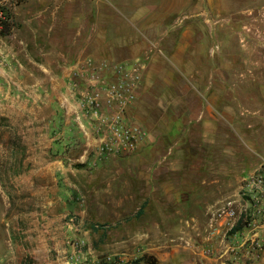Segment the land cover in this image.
I'll use <instances>...</instances> for the list:
<instances>
[{
    "label": "rangeland",
    "instance_id": "rangeland-1",
    "mask_svg": "<svg viewBox=\"0 0 264 264\" xmlns=\"http://www.w3.org/2000/svg\"><path fill=\"white\" fill-rule=\"evenodd\" d=\"M111 6L113 23L121 28L119 39L126 42L109 49L124 58L111 59L138 61L145 71L153 54L164 59L165 63H153L160 77L155 76L143 103L131 112L150 135L157 136L158 144L146 157L135 158L139 151L93 165L96 148L83 138L70 142L64 133L70 129L65 118L75 119L74 110L62 109L53 96L45 114L58 107L61 122L44 121V127L33 117L40 115L45 93L1 80L0 264H33L32 249L45 247L52 254L64 242L73 251L69 263L80 255L74 264L108 256L117 261L137 259V264H234L201 252L208 245L218 250L219 241L208 239L212 213L237 197L251 163L264 160V136L256 138L261 146L245 150L242 139L248 136L228 138L224 149L219 144L209 148L198 138L187 140V78L180 69L192 58L205 72L199 77L204 84L210 80L226 84L230 79L226 72L215 78L208 74L229 68L240 71L234 77L240 85L251 79L257 89L263 86L264 0H111ZM141 6L156 8L139 19ZM118 10L133 21H124ZM10 16V31L0 33V67L23 86L33 78L25 74L29 62L10 56L9 72L8 61L1 56L20 31L13 13ZM24 36L28 38L25 31ZM133 52L140 57L128 59ZM87 57L92 56L83 58ZM169 60H175L179 69ZM247 70L253 73L245 77ZM243 103L260 108L256 119L264 124V100L246 96ZM72 122L74 132H81ZM226 146L239 154L227 155ZM60 163L75 171H62ZM144 204V215L135 218ZM64 225L70 231L60 235L56 229ZM75 241L83 243L81 248L72 247Z\"/></svg>",
    "mask_w": 264,
    "mask_h": 264
},
{
    "label": "crops",
    "instance_id": "crops-1",
    "mask_svg": "<svg viewBox=\"0 0 264 264\" xmlns=\"http://www.w3.org/2000/svg\"><path fill=\"white\" fill-rule=\"evenodd\" d=\"M8 7L11 10V15L13 13L17 26L20 27V31L19 34L12 36L15 40L8 42L6 47L2 49L1 56L3 55L8 61L5 66H7L9 72L12 70L9 63L10 56L28 61L29 64L26 66L28 69L25 70V74L27 72V75L33 78L22 86L15 79L6 77L5 68L0 67V81L5 79L9 84L11 81L14 87L17 86L21 90L29 89L30 92L39 91L45 93L41 101V107L39 106L40 115L33 117L36 122H40L44 127L46 121L48 124H51L53 120L61 122L62 112L58 107L50 115L45 114L53 105V100L51 99L53 96L62 109H76L74 100L70 96L67 78L70 69L77 60L86 56H92L95 60H110L113 58L111 56L120 59L124 58L114 54L113 51L112 53L109 51L116 44L126 43L119 39L121 37V28H118L116 23H113L111 0H11V2L8 0ZM141 8L142 10L138 12L139 19L154 11L156 7L141 6ZM118 13L119 16L121 15L124 18V21L129 23L133 21L127 18L120 10H118ZM115 21H119L118 16H116ZM24 31L27 32L28 38L24 36ZM145 39L151 44L154 43L152 38L150 40L145 37ZM134 41V39L130 40V44ZM184 46L187 47V42L184 43ZM183 49L185 51V48ZM209 56L205 54V57H208V61H211ZM138 57H140L139 52H133L127 56L131 60H135ZM156 61L165 63L164 59L162 60L157 56V53L153 54L152 62L144 73L143 88L138 98V100H141L139 102L137 100L138 105L135 103L136 107L143 103L146 93L153 85L155 76L160 77L155 73L157 70L153 66ZM186 61V65L180 69L185 78H187L186 139L193 141L198 138L199 141L208 142L206 145L209 148L219 147V144L224 149L222 146L223 142L228 138L232 136H248L246 140L242 139V141L244 140V150L245 148L261 146V142L256 139L257 136H264V124L257 122L258 118L256 119V113L260 112V108L257 109V107L245 105L243 100H245L246 96L254 98L257 95L264 100V85L257 89V85L251 79L244 81L240 85L237 80H234V77H237L240 71L229 68L226 71L215 69L211 71V74H208V77L215 78L220 73L223 76V72H226L227 77L230 78L229 81L226 80L227 83L222 80L226 84L222 83L221 85L215 80H210L207 84H204L202 80H199V77L205 75L203 68L197 67L195 60L192 58L186 59ZM63 62L73 63L68 65V63ZM170 62L175 69H179L175 60ZM14 69L17 70V68ZM243 73L245 77H248L251 72L249 73V70H247L246 72L243 71ZM8 91L10 92L11 89L9 88ZM171 93L170 96H172ZM172 97L175 99L176 94ZM133 108L130 111V115ZM65 121L70 125L68 132H64L69 136L70 142L83 138L86 139V145L96 148V136L93 138L86 136L79 130L74 132V127L72 126L75 125L72 121L76 122L74 118L72 120L71 118H65ZM156 138L157 136H152L151 134L148 142L137 151H140V153L135 158L146 157L147 154L153 152V147L158 144ZM262 142L264 145V139ZM226 148L229 150L226 152L227 155L235 156L239 154L232 148L228 149V146ZM81 159L86 160L87 158L82 156ZM262 160L259 159L257 162L251 163L250 167H252V170L250 172ZM60 164L62 171H71L72 173L75 171L74 168H65L62 163ZM226 172V169L223 170V173ZM203 183L206 182L204 181ZM63 228L65 232H63ZM56 230L61 231L60 235L63 233L67 235L70 228L64 225ZM52 234L56 233L52 232ZM55 252L49 254L45 247H42V249L37 248L36 250L32 249L30 257L35 261L33 264H70L69 261L73 251L65 242ZM101 260L98 259L97 262L95 260L90 264H101Z\"/></svg>",
    "mask_w": 264,
    "mask_h": 264
},
{
    "label": "built area",
    "instance_id": "built-area-1",
    "mask_svg": "<svg viewBox=\"0 0 264 264\" xmlns=\"http://www.w3.org/2000/svg\"><path fill=\"white\" fill-rule=\"evenodd\" d=\"M8 0H0V33L10 24ZM144 67L138 61L78 60L70 69L68 88L76 109L73 114L85 135L97 137L93 165L136 153L150 139V132L130 115L142 91ZM69 223L74 225V219ZM209 240H217L218 250L208 245L203 256L234 264L264 262V160L241 180L237 197L212 213ZM74 242L72 247L81 248ZM70 264L78 262L75 254ZM101 264H137L136 260L112 256Z\"/></svg>",
    "mask_w": 264,
    "mask_h": 264
},
{
    "label": "trees",
    "instance_id": "trees-1",
    "mask_svg": "<svg viewBox=\"0 0 264 264\" xmlns=\"http://www.w3.org/2000/svg\"><path fill=\"white\" fill-rule=\"evenodd\" d=\"M9 15H10V12H9ZM9 31H10V24H6V26H5L3 32L8 33ZM80 168H82V166H81ZM145 205H146V204H144V205L139 209V211H138L137 214L135 215V218L138 219V218H140V217H142V216L144 215ZM92 229H93L94 231H96V229H98V228H96L95 226H93ZM149 264H151V263H149Z\"/></svg>",
    "mask_w": 264,
    "mask_h": 264
}]
</instances>
